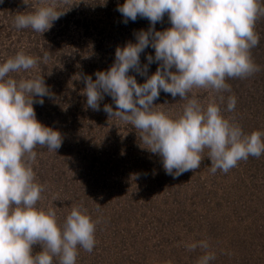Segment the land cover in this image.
<instances>
[{
	"label": "rangeland",
	"instance_id": "374dc122",
	"mask_svg": "<svg viewBox=\"0 0 264 264\" xmlns=\"http://www.w3.org/2000/svg\"><path fill=\"white\" fill-rule=\"evenodd\" d=\"M26 3L29 6L24 0H0V63L19 51L40 58L37 68L10 75L15 79L43 76L51 96L43 98V105L36 103L33 107L37 120L59 131L63 143L56 153L36 146L33 170L37 174L40 167L52 162L56 170L65 171L55 183L49 179L41 183L36 176L37 182L44 186L37 207L47 209L43 201L46 197L60 198V203L52 208L56 211L57 223L62 225L72 206H82L96 222V230H113L105 243L95 237L94 252H106L108 248L119 264H130L131 261H135L133 264H198L207 254L215 256L209 261L214 264L225 259H236L241 264H264V246L256 249L248 238L250 231L244 230L254 226L261 232L258 236L264 243L263 154L256 167L253 161L250 166L249 157L238 162L228 173L217 170L212 174L205 149L199 169L173 178L165 173L159 156L143 149L146 145L141 142L138 130L118 118L110 119L103 111L105 104L112 105L115 110L111 97L105 95L100 111L87 106L81 77L90 75L95 80V72L109 69L116 48L129 41L135 43L134 32L148 30L149 21L138 17L135 22L129 20L125 24L116 10L124 0H68L57 9L64 14L49 31L41 34L30 28L17 30L13 25L17 13L35 10L36 0H26ZM170 26L165 16L155 27L157 31H163ZM256 33L259 40L264 41V31ZM42 51L50 54L47 63L43 61L44 54H40ZM147 55L154 56V49L147 48L141 53V66L148 63ZM252 60L260 70L247 78L226 80L231 92L222 93V103L211 90L193 89L189 94L203 105L215 99L222 115L238 124L244 132L245 129L260 130L261 125L259 116H253L250 108L257 102L256 82H264V62L256 56ZM157 67V63L149 65L148 75L155 73ZM129 75L135 76L140 84L145 82V77L135 72L130 71ZM229 95H235L237 99L232 112L226 110ZM63 99L62 109L57 105V110L61 109L60 115L52 114L51 105ZM183 103L179 96L173 99L163 91L154 101L158 111L172 118L182 113ZM93 156L102 157V163L109 161L104 172L101 170L100 178L97 171L102 167L101 162L97 160L94 168L88 169ZM83 157L85 164L81 163ZM145 172L147 176L142 180ZM65 188L67 192L62 194L60 190ZM118 216H125L126 224L108 223ZM111 240L113 243L109 244ZM202 241L207 242V249L200 246ZM192 244L196 248L189 250L188 246ZM91 255L92 252L78 246L76 264H86ZM241 257L249 258V261H238ZM53 264H59L58 258L53 259Z\"/></svg>",
	"mask_w": 264,
	"mask_h": 264
},
{
	"label": "clouds",
	"instance_id": "9594fccd",
	"mask_svg": "<svg viewBox=\"0 0 264 264\" xmlns=\"http://www.w3.org/2000/svg\"><path fill=\"white\" fill-rule=\"evenodd\" d=\"M67 3L36 0L35 10L17 13L13 25L43 34L64 14L58 7ZM116 10L125 24L139 17L150 27L134 32L135 43L118 46L113 64L95 72V80L81 77L89 108L100 111L105 95L111 97L115 110L105 104L103 111L138 130L143 149L159 156L165 173L173 178L199 169L205 149L212 174L228 173L241 160L264 154V133H245L222 115L215 99L203 105L189 95L193 89H207L222 103V93L231 92L226 80L260 70L251 57L260 39L255 25L264 17L260 0H124ZM165 16L171 26L157 31L156 24ZM147 48L154 49V56L147 55L148 63L141 66L140 56ZM49 59L45 51L43 61ZM39 60L19 51L0 63V264H53L54 258L59 264H76L78 246L91 253L96 244V222L82 206H72L62 225L54 208L37 207L44 186L33 170L34 149L39 145L56 153L63 140L59 131L36 117L33 105H43V98L51 96L43 76L15 79L10 74L35 69ZM152 63L158 67L149 76ZM130 71L145 82L138 83ZM161 91L184 101L177 118L157 110L154 101ZM236 103L235 95H229L226 110L234 111ZM36 245L40 251L34 253ZM200 246L208 248L204 241ZM214 259L207 254L198 264Z\"/></svg>",
	"mask_w": 264,
	"mask_h": 264
},
{
	"label": "trees",
	"instance_id": "16d2710c",
	"mask_svg": "<svg viewBox=\"0 0 264 264\" xmlns=\"http://www.w3.org/2000/svg\"><path fill=\"white\" fill-rule=\"evenodd\" d=\"M260 2H261V5L264 6V0H260ZM255 31L256 32L257 31L258 32L264 31V17H261V18H259L257 20L256 25H255ZM258 47H257V49L256 48H252L251 49V57L256 56V58L260 62H264V41L263 40H259ZM44 53L45 52L42 51L40 54H44ZM262 75L264 76V66L262 67ZM261 81L262 80H258V82H256L258 84L257 85L258 87L256 86V88H255L257 102H256V104H255L254 107H251L250 108V112H251V114L253 116H259V119H260V122H261L260 130L259 129H256V131L259 130L260 132L264 133V93H263L264 92V87L262 86L264 84V82L263 83H260ZM57 85L58 86H61L60 84H57ZM241 87H243V84H241ZM61 88H63V87H61ZM68 99L69 98H66V100H68ZM50 100H51V98H50ZM58 101H57V104H52V101L50 103V105L52 104L51 105V111L53 112L52 114L60 115V111H61L62 106H63L62 104H64L65 101H64V99H63L64 102L63 101H61V102L59 101L58 102ZM247 103L248 104H246V105L249 106L250 105L249 102H247ZM57 105H59L61 107L60 111L57 110ZM65 117H63V120L64 121H65ZM70 117H71V119H74L73 115H71ZM66 118H68V117H66ZM245 130H246L245 133H248V134H250L251 132H253L251 130H247V129H245ZM77 155L78 154H76L75 158H77ZM262 156L264 158V154ZM108 157H112V155H109ZM249 157H250V160H249L250 166H252V163L251 162L253 161L254 162V165L256 167L257 160H259V159L256 158V157H252V156H249ZM84 158L85 157L80 158V159H81V163L83 162L85 164V162L82 161V159H84ZM101 159H102V157L100 159H98V158H96V157L93 156L90 159V165H88V169H90V168H94L95 162L97 160L99 162H101L100 164L102 165V167L100 169H98V171H97V174L98 175L97 174H94V175H97V177H99V178L101 177V173L104 172V170L106 169L107 165L109 164V161H106V162H103L102 163V160ZM111 162H112V160H111ZM247 164H248V162H247ZM101 170H102V172H101ZM88 172H90V171H88ZM64 174H65V171H61V169L56 170L52 166V162H47V163L44 164L43 168L40 167L38 169V172H37L36 176H38V178L41 179V183H43V181H45L47 179H49L50 182L55 183L56 181H58V176H60V175L62 176ZM144 176H147V173L146 172H145V175L143 174V179L142 180H145L144 179ZM74 177H73V179H74ZM94 177H96V176H94ZM60 192L62 194H64V193L67 192V189L66 188L65 189H62V190H60ZM60 200L61 199L58 198V197H56L54 199H51V197L50 198L49 197H46V198L43 199V201L45 202V206H46L47 209L49 207L56 206L57 203L59 204L60 203ZM47 209H45V211H47ZM121 219H122V222H121ZM123 220H125V221L123 222ZM118 222L121 223V225H124L127 222V218L125 216H122V217L121 216H118V217H115L113 219H110V221L108 223L111 224V225H114V223H118ZM244 230H245V232H246V230L250 231V233L248 234V238H249L250 242L254 245V247L256 249H261L264 246V243L261 241L260 237L258 236V235H260L261 232H259L254 226L251 225V226H249L248 228H246ZM112 231H113L112 228H109L108 231L105 228L104 229H102V228L97 229L96 232H95V237L98 238L99 240H101L103 243H105L109 238H111L110 237V234L112 233ZM246 235H247V233H246ZM112 238H113V236H112ZM255 239L257 241H255ZM251 240L254 241L256 244H254ZM110 243H113V240H111L109 242V244ZM259 247H261V248H259ZM109 250L110 249L106 248V252H104V251L102 252L101 251L99 253V252H94V249H93L91 257L89 256V258L87 259L88 261L91 260V262L90 263H87L88 261L86 260V264H119L118 262L115 261L116 260L115 258H112L111 257L112 250L111 251H109ZM33 251H34V253L40 251V247L38 245L34 246V250ZM256 252H257V250H256ZM117 253H118V251H117ZM240 259L242 261H247L249 258H247V260H246V257H241V258L238 259V261H240ZM233 260L234 261H231L230 259H225L221 263H215V264H233L234 262L236 264H241V262L240 263L239 262H236L235 261L236 259H233ZM58 262H59V260H58ZM133 262H135V261H131L130 264H133ZM137 264H140V263H137ZM209 264H214V263H209Z\"/></svg>",
	"mask_w": 264,
	"mask_h": 264
}]
</instances>
